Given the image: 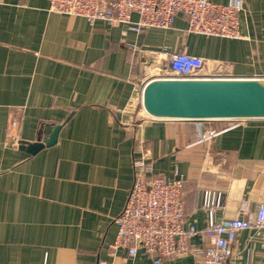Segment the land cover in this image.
<instances>
[{
    "label": "crops",
    "instance_id": "1",
    "mask_svg": "<svg viewBox=\"0 0 264 264\" xmlns=\"http://www.w3.org/2000/svg\"><path fill=\"white\" fill-rule=\"evenodd\" d=\"M212 1L242 3L243 38L187 34L183 14L171 29L138 34L51 13L48 0H0V264L110 260L114 219L141 158L152 174L186 178V208L199 229L207 225L205 189L222 193L220 219L258 210L264 120H154L140 104L152 78L151 51L161 61L164 52L185 50L224 77H264V0ZM67 119L54 146L34 156L19 149L36 141L43 124ZM251 235L239 238V261L264 264L248 243ZM134 264L150 261L141 256Z\"/></svg>",
    "mask_w": 264,
    "mask_h": 264
},
{
    "label": "built area",
    "instance_id": "2",
    "mask_svg": "<svg viewBox=\"0 0 264 264\" xmlns=\"http://www.w3.org/2000/svg\"><path fill=\"white\" fill-rule=\"evenodd\" d=\"M48 2L49 12L84 18L90 26L104 22L141 34L149 29H171L177 16L183 14L188 19L187 34L243 38L240 1L229 5L212 0ZM133 16H137L136 21ZM148 55L151 79L229 78L212 73L204 58L191 56L185 50L164 52L161 61L158 52ZM150 169L144 158L134 161L133 186L124 209L114 219L117 234L108 246L110 260L98 259L96 264H134L141 256L150 264H177L187 259L193 264H242L239 238L244 232L252 233L250 247L258 248L257 253L264 256V202L256 212L244 208L240 218L220 219L217 214L224 204L222 193L205 189L200 207L207 214V225L199 229L190 221L186 208V178L178 174L168 178L152 174Z\"/></svg>",
    "mask_w": 264,
    "mask_h": 264
},
{
    "label": "water",
    "instance_id": "3",
    "mask_svg": "<svg viewBox=\"0 0 264 264\" xmlns=\"http://www.w3.org/2000/svg\"><path fill=\"white\" fill-rule=\"evenodd\" d=\"M141 107L144 113L154 120H264V77L154 78L143 86ZM66 122L68 119L59 125L43 124L36 141L21 142L19 149L34 156L44 148L54 146Z\"/></svg>",
    "mask_w": 264,
    "mask_h": 264
},
{
    "label": "rangeland",
    "instance_id": "4",
    "mask_svg": "<svg viewBox=\"0 0 264 264\" xmlns=\"http://www.w3.org/2000/svg\"><path fill=\"white\" fill-rule=\"evenodd\" d=\"M157 72V71H156Z\"/></svg>",
    "mask_w": 264,
    "mask_h": 264
}]
</instances>
